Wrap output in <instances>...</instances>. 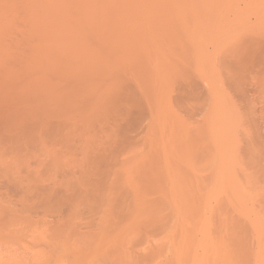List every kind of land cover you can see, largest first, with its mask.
Instances as JSON below:
<instances>
[{
  "label": "rangeland",
  "instance_id": "1",
  "mask_svg": "<svg viewBox=\"0 0 264 264\" xmlns=\"http://www.w3.org/2000/svg\"><path fill=\"white\" fill-rule=\"evenodd\" d=\"M183 1L126 84L147 129L122 92L101 130L0 131V264H264V0Z\"/></svg>",
  "mask_w": 264,
  "mask_h": 264
},
{
  "label": "bare ground",
  "instance_id": "2",
  "mask_svg": "<svg viewBox=\"0 0 264 264\" xmlns=\"http://www.w3.org/2000/svg\"><path fill=\"white\" fill-rule=\"evenodd\" d=\"M177 1L0 0V131L6 133L2 139L16 142L23 129L52 135L53 125L67 136L81 128L100 129L109 117L115 118L110 101L122 92L140 113L139 127L147 129L148 122L141 119L143 107L155 87L137 100L126 84L147 65L164 64L161 37L166 25L175 22ZM138 33L151 43V52L125 47ZM260 41L254 38L250 43ZM118 56H126L130 65L107 87ZM47 86L51 91L42 93ZM161 115L158 126L163 124Z\"/></svg>",
  "mask_w": 264,
  "mask_h": 264
}]
</instances>
